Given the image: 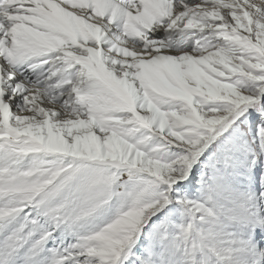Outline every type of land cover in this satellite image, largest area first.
<instances>
[{"label": "snow or ice", "instance_id": "obj_1", "mask_svg": "<svg viewBox=\"0 0 264 264\" xmlns=\"http://www.w3.org/2000/svg\"><path fill=\"white\" fill-rule=\"evenodd\" d=\"M0 264H264V0H0Z\"/></svg>", "mask_w": 264, "mask_h": 264}]
</instances>
